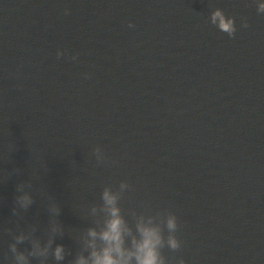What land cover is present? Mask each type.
Listing matches in <instances>:
<instances>
[{
	"label": "water",
	"instance_id": "1",
	"mask_svg": "<svg viewBox=\"0 0 264 264\" xmlns=\"http://www.w3.org/2000/svg\"><path fill=\"white\" fill-rule=\"evenodd\" d=\"M105 188L165 240L177 217L164 264H264L255 0H0V264L12 244L30 264L87 255Z\"/></svg>",
	"mask_w": 264,
	"mask_h": 264
},
{
	"label": "clouds",
	"instance_id": "2",
	"mask_svg": "<svg viewBox=\"0 0 264 264\" xmlns=\"http://www.w3.org/2000/svg\"><path fill=\"white\" fill-rule=\"evenodd\" d=\"M258 15H264V0H255ZM212 24L216 28L234 36L237 28L232 18H225L221 12L217 11L212 17ZM248 27L247 22L243 23ZM129 27L134 25L129 24ZM65 53L57 51V56L62 57ZM73 61L77 60L72 56ZM127 182H121L120 190H129ZM31 204V198H26ZM120 197L111 188H105L101 194L102 204L97 208H91L92 214L102 213V219L97 227L87 229L85 250L87 255L80 254L76 257L74 264H164L160 249L167 246L175 251L180 247V242L174 235L178 229L177 217L172 214L167 217L166 226L170 233L167 240L163 237L161 229L154 223L153 218L140 216L134 227L129 224L119 203ZM134 215V213H133ZM17 243H22L23 236L17 237ZM51 243V242H50ZM10 251L14 254V264H30L27 256L17 249L16 244L10 246ZM47 252L45 248L41 255ZM35 253H33L34 255ZM57 264L65 260V249L63 245H57L53 252ZM178 264H185L183 259Z\"/></svg>",
	"mask_w": 264,
	"mask_h": 264
}]
</instances>
